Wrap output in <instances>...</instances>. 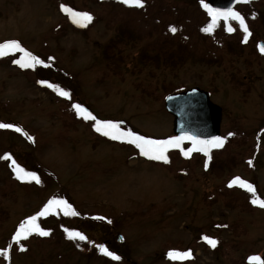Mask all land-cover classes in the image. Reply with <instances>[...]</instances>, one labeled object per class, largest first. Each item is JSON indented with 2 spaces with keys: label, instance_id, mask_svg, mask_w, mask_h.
<instances>
[{
  "label": "rangeland",
  "instance_id": "374dc122",
  "mask_svg": "<svg viewBox=\"0 0 264 264\" xmlns=\"http://www.w3.org/2000/svg\"><path fill=\"white\" fill-rule=\"evenodd\" d=\"M261 1L254 40L264 41ZM202 3L143 0L144 6L135 11L112 0H0V43L18 41L42 61L40 65L50 67L37 75L34 67L13 63L21 58L20 52L0 57V123L14 126L0 128V209L6 213H0V252L6 250L0 264H264V208L251 202L264 200V133H259L252 167L241 161L264 128V54L252 51L253 39L243 47L233 39L227 44L231 55L214 51L194 27L211 18ZM62 4L91 14L90 26L74 31L76 24L61 11ZM248 7L240 10L247 12ZM147 15L149 23L141 20ZM171 15L183 30H190L195 42V51L178 59L172 69L162 68L158 50L164 40L161 30ZM119 21L139 24L140 39L133 48L115 49L110 59L106 48ZM220 22L227 31L226 20ZM127 26L119 27V34L137 37ZM148 44L150 49L142 48ZM108 60L115 62L118 73L116 66L108 67ZM166 84L179 91L199 87L221 107V137L229 142L233 138L230 144L238 148H228L217 157L216 166L229 161L231 178L228 173L217 177L218 168L205 173L194 160L204 152H190L191 162L175 153L194 145L169 148L167 163L149 159L135 145L98 133L95 121L78 115L73 107L80 104L97 120L163 140L173 137V118L163 101L150 94ZM17 127L22 131H15ZM13 160L35 173L39 182L18 179ZM236 177L252 184L255 192L238 184L229 187ZM52 199L66 201L69 214L63 206L54 207L36 221L49 235L32 233L14 241L19 225ZM66 229L86 239H70ZM205 236L217 241L216 246ZM100 245L120 259L105 260ZM168 251L190 256L171 259ZM252 256L260 261H250Z\"/></svg>",
  "mask_w": 264,
  "mask_h": 264
},
{
  "label": "snow or ice",
  "instance_id": "6c2138e0",
  "mask_svg": "<svg viewBox=\"0 0 264 264\" xmlns=\"http://www.w3.org/2000/svg\"><path fill=\"white\" fill-rule=\"evenodd\" d=\"M239 2L247 3L248 0H239ZM121 3L125 5H129V6H135V7L144 6L143 0H121ZM203 6L207 9L208 13L212 17V23L209 24L206 28L202 29L203 31L211 32L220 18H223L225 20L232 19V20L239 22L241 29L245 33V40H247V36L250 35V32L245 23L244 17L239 12L234 11L231 8L226 9V10L212 9L208 7L207 4H204ZM61 11L68 14L72 22L80 27H86L87 24L90 23L93 19L91 14L87 12L75 11L73 9L68 8L66 5H63V4L61 5ZM227 30L229 32L233 31V29L230 26L227 28ZM170 31L174 33L176 31L175 27H171ZM260 51L261 53H264V46L260 47ZM11 52L22 53V56L20 59L13 60V63L19 65L21 68H29V67H33L35 64L42 63V61H40L37 57L33 56L30 52H27L23 47H21L18 41L9 40V41H5L4 43H0V57L7 56ZM40 83L43 84L45 82L41 81ZM48 86L53 87L52 85H48ZM58 91L60 95L68 96L67 92L63 90H58ZM73 107L76 109L78 115L83 116L85 119H92L95 121L94 127L98 133H101L102 135L109 137L113 140H120V141L130 143L132 145H135V147L139 149V152L141 155L146 156L152 160L164 161L165 163L168 162V157L166 155L168 149L169 148H180L181 142L185 139L192 140L193 145H194L192 149H189L187 152L184 153V155L186 156L192 151H201V152H204L205 155H207L210 149L222 147L225 142L224 138L219 137V136L212 137L209 140H198L190 136H175L167 140H153V139H149L144 136L138 135L132 131L121 130L119 124L116 122L97 120L96 117L92 116L91 113L87 112V110L84 109L80 104H75L73 105ZM12 127L14 126L11 124L0 123V128H12ZM15 131L21 132L22 129L17 127L15 128ZM229 135H232V133H229ZM29 139H31V137H29ZM4 158L11 159V157L7 155ZM249 163H251V161H249ZM12 165L14 166V170L17 173L18 179L23 180L25 178H31L32 180L39 182V178L36 176L35 173L26 172L23 168H21L18 164H16L14 160L12 161ZM205 167H207V164L205 165ZM237 184L242 188H246L247 191L250 193L255 192V189L252 184L241 180L239 177L234 178L229 183V187H232L233 185H237ZM251 202L253 204L259 205L260 207L264 208V200H261L259 198H254L252 199ZM61 206L65 208V215H68L69 212L67 211V209L70 208V205H68L66 201L57 200V199L49 200L48 203L45 205V207L36 216L28 217L26 221L22 222L19 225V228L15 232V235L13 236L12 239L16 241L17 243H19L22 238L26 239L32 233H37L40 236L49 235V232L47 230L41 228L36 223L37 216H40V217L46 216L47 214H49V212L54 207H61ZM71 214L75 215L74 212ZM65 231L68 233V236L70 239H79V240L86 239V237L80 232H71V231H68L67 229ZM203 239L207 243H209L212 247L216 246L217 241H215L214 239H210L207 236L203 237ZM99 248H100V251H102L106 256L111 257L113 260L120 259L118 255L109 251L103 245H100ZM21 250H24L23 247H21ZM0 255L6 256V251L0 252ZM168 256L171 259L187 258L188 256H190V252L177 253L174 251H170L168 253ZM249 259L250 261H253V262L260 261V258L256 256H252Z\"/></svg>",
  "mask_w": 264,
  "mask_h": 264
},
{
  "label": "trees",
  "instance_id": "16d2710c",
  "mask_svg": "<svg viewBox=\"0 0 264 264\" xmlns=\"http://www.w3.org/2000/svg\"><path fill=\"white\" fill-rule=\"evenodd\" d=\"M119 1V2H117ZM263 1L261 0H256L253 1L250 5L249 8L250 11L249 12H240V14L244 17L245 19V23L248 27V30L251 32L252 31V36H254V24L256 22H258L261 18V15L259 14V12H257L256 10H258L257 8L260 7V4H262ZM101 3V1L99 2ZM112 3L114 5H121V0H112ZM123 7H125L126 9H128V7H132L133 10H139L140 7H135V6H129V5H124ZM116 20L119 17H114ZM176 17H174L173 15L170 16V19H168V22L165 23L163 25V28L161 30V36L164 38V40L161 43H157L158 44V50L159 53L163 56V63H162V68H175L176 65H178L179 63H177L178 59H183L185 57H189L190 53H192L193 51H195V48L193 47V44H195V42L193 41L191 37V32L190 30L187 29H182L181 26H179L176 22H179L178 20L172 21L174 20ZM99 19V18H98ZM145 19V20H144ZM144 19H141L143 21H147L151 19L150 15H147L144 17ZM147 19V20H146ZM66 24L67 21H64ZM70 23V22H68ZM149 23V22H148ZM141 24V23H140ZM210 23L207 22L206 24H204L201 27H196L197 29V36L201 37L203 39H205V41L208 43V45L214 49V51L216 52H221V53H229V47L227 46L228 43H231L232 40L234 39L237 44L239 46H241V39H240V32H241V27L239 25L238 21L235 20H229L228 25H230V27L233 29L232 32H227L224 31L223 29L220 28V24L216 23V25L214 26L213 30L211 32H205L202 29L206 28ZM123 25H128L130 29H134V31L137 33V37L133 36L130 32V34H119L122 33V31H119V27L123 26ZM138 25L137 23H134L133 21L131 22V24H123L121 21H119L113 28L112 30L114 31L115 35H113V37L111 38L112 42L111 45H109L110 47L106 48V53L107 55L111 56L110 59H112L114 57L115 54H113L112 52L115 49H119V48H127V47H135L137 42L140 39V36H138ZM90 26V23L87 24L86 27H80L77 25H72L73 30L74 31H78V30H84L85 28L87 29V27ZM127 26V27H128ZM156 26H160L159 24ZM261 26L264 27V22H261ZM76 27V28H75ZM171 27H175L176 31L173 33L172 31H170ZM62 27H59V29ZM180 31H183V33H180ZM125 32V31H123ZM239 35V38H238ZM236 38V39H235ZM154 45V44H153ZM146 46L147 49H150L149 46L151 47L150 44L148 45H143L142 48ZM113 47V48H111ZM142 48L140 47V52H142ZM120 51V50H119ZM215 53V52H214ZM231 55V53H229ZM146 55V54H145ZM149 57V60H151L150 56L147 55ZM147 56H143L141 57L142 60L144 61H148ZM109 59V58H108ZM158 64V62L156 63ZM115 62H111L110 60H108V67L111 68H115ZM34 71L35 74L40 75L41 72H45L46 70H42V69H47L44 68V66L41 65H37L35 64L34 66ZM25 71H29V70H25ZM23 71V72H25ZM116 73H118V69L116 66ZM40 78V79H39ZM69 78V77H67ZM39 80H43V78L38 77ZM72 79V78H71ZM177 86H174L173 84H166L162 87V89L160 91H153L150 96L153 97L155 100L157 99H161L163 101L164 97L167 94L170 93H174L176 91H178ZM74 128V127H73ZM264 128H261L258 133H256V138L254 140V142H252L251 145V151H249V154H243L242 157V163L245 167L247 168H251L252 167V163L255 159V155H256V151L257 149L260 147V143H261V139L259 137V133H264L263 131ZM231 141H233V138H230ZM224 144L222 147L219 148H212L210 149V151L208 152L207 155H196L197 158H195L194 160L197 161L199 163V165L201 167H203V170L205 173L209 172V171H214L215 168L216 169V173H218L220 171V174L217 175V177H220L221 175H223L224 173H228L230 175V178L233 176L231 175L233 167L230 165V162H225L222 163V165L220 167L216 166V162H217V157L219 158L220 156L223 155L224 152L227 151L228 148L230 149H234V148H238V146L233 144H230V142L227 140V138H224ZM236 141V140H235ZM234 141V142H235ZM181 145H188L187 143L181 142ZM183 150V151H182ZM176 149V154L178 157L184 158L186 160V162H191L193 159L191 157H188L186 155H184L183 153L186 152L185 149ZM210 157V158H209ZM249 161H251V163H249ZM207 164V167H205V165ZM228 168L229 170L226 171L225 169ZM36 168V167H35ZM34 167L32 168L34 172H37L36 169H38V167L35 169ZM224 174V175H225ZM0 213L4 216H6V213L0 209ZM4 222V218L3 216H0V227ZM236 232V230H234V233ZM245 231H243L244 233ZM6 251V250H5ZM111 251V250H109ZM117 253V252H115ZM105 260H109V256L103 257ZM109 258V259H108ZM246 264V263H245ZM252 264V263H250Z\"/></svg>",
  "mask_w": 264,
  "mask_h": 264
},
{
  "label": "water",
  "instance_id": "95a60500",
  "mask_svg": "<svg viewBox=\"0 0 264 264\" xmlns=\"http://www.w3.org/2000/svg\"><path fill=\"white\" fill-rule=\"evenodd\" d=\"M239 0H206L212 9L226 10L233 8ZM264 46V42L260 43ZM164 109L172 116V133L174 136H190L198 140L220 137L222 109L211 102L210 94L198 87L181 93L167 95ZM183 141L193 142L190 139ZM121 241V236H118Z\"/></svg>",
  "mask_w": 264,
  "mask_h": 264
},
{
  "label": "flooded vegetation",
  "instance_id": "af4514ba",
  "mask_svg": "<svg viewBox=\"0 0 264 264\" xmlns=\"http://www.w3.org/2000/svg\"><path fill=\"white\" fill-rule=\"evenodd\" d=\"M252 51L254 52V49H252Z\"/></svg>",
  "mask_w": 264,
  "mask_h": 264
}]
</instances>
